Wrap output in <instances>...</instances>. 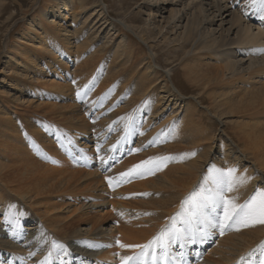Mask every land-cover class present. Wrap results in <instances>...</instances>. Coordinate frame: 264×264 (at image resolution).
Segmentation results:
<instances>
[{
  "label": "bare ground",
  "instance_id": "bare-ground-1",
  "mask_svg": "<svg viewBox=\"0 0 264 264\" xmlns=\"http://www.w3.org/2000/svg\"><path fill=\"white\" fill-rule=\"evenodd\" d=\"M186 1L190 12L179 48L184 76L209 99L203 109L210 119L234 128V136L221 130L220 158L212 160L206 152L213 132L197 117L201 104L194 101L200 100L194 96L185 103L172 69L162 68L152 45L130 29L150 49L136 51L125 36L129 27L123 19L106 17L104 1L81 24L76 21L87 0H43L23 9L25 20L32 9L34 16L19 33L8 64L24 71L27 84L11 86L13 91L0 88L2 257L8 252L38 264H121V256L139 249L121 248L117 241L152 240L181 211V202L206 186L210 168H235L237 176L248 178L226 193L237 203L264 189V12L248 5L243 14L233 0ZM69 23L72 29L62 27ZM98 24L100 31L110 27L119 35L117 48L109 47L111 40L96 46ZM238 53L243 62L235 60ZM85 85L86 97L78 98ZM19 88L36 97L22 96ZM123 96L127 101H119ZM164 102L172 107L163 113ZM82 153L92 159L90 165ZM77 155L82 165L74 161ZM149 157L173 159L154 174L137 170L116 184L121 173ZM113 214L119 220L104 228ZM31 221L35 224L26 229ZM79 221L92 226L82 232ZM177 227H183L179 218ZM207 241L211 245L201 255ZM262 245L264 224L257 223L238 231L226 228L223 235L214 229L204 242L183 249L174 245L173 252L179 257L182 251L189 261L186 253L193 251L195 264H259ZM14 259L7 264H18Z\"/></svg>",
  "mask_w": 264,
  "mask_h": 264
},
{
  "label": "rangeland",
  "instance_id": "rangeland-1",
  "mask_svg": "<svg viewBox=\"0 0 264 264\" xmlns=\"http://www.w3.org/2000/svg\"><path fill=\"white\" fill-rule=\"evenodd\" d=\"M37 1L43 2V0H0V88L3 91L4 90L13 91L16 86L21 85L23 87L24 83L27 84V81L23 80L25 78L23 76L24 71L17 70L16 66L8 64V62L11 58H13V54H15V51L17 50L18 42L20 38L19 33L24 30V27H23L24 24L27 21H29L32 18V16H34L33 9H32L30 15L27 16L28 19L25 20L24 18H22L23 16L22 11L23 9H29L33 7V4H35V2ZM103 1L106 3L105 7H106V10L108 11V12L106 11V17L109 20H113L115 22H118L119 20L123 19L124 24H126L129 27L128 30H126L127 35L125 34V36L128 40H130V43L133 46H136L135 48L136 51L150 52L149 46L152 45L151 51L154 53L156 52V55L158 56L157 59L161 60V61L157 60L158 64H160L162 68L172 69V74H173L172 77L174 76L173 77L174 83L176 84V86L178 85L177 87L182 92L181 94L187 96V98L182 97L185 103L187 104L190 101H194L193 99H191V97H194V96L197 97L198 100H200V101H194L195 103L201 104L197 108V111L199 109L197 117L201 119L203 118L201 120L202 125L206 127L207 131L209 132L211 131L210 133L213 132L212 139H211L212 148H208L206 154H208V156L213 155L210 160H212V158H215V156L216 158H220L219 157L220 155L219 153H217V149H216L218 144L220 143L219 134L221 130L223 129L224 131L228 132L229 135L231 134V136H234V128L232 127L233 125L231 124L221 125L219 122L217 121L215 122V119H213L214 121L210 119L211 116H209V114H207V112L203 109V107H207L209 105L210 103L209 99L203 94L200 88L198 87L196 88L194 85L188 82V80L184 76L183 66H182L183 53L182 51L179 50V48H180V44L183 41L182 31H183V26L185 25L187 21V15H188L186 13L190 12V10H188L185 7L188 1L186 0H87L86 9L84 10L82 14L79 15V21H76V22H78V24H81L83 19L87 17L93 10L98 8L97 7L98 4ZM233 1L235 3L233 5L236 6L235 8L243 14H245L247 10H249L248 5H251V3L249 2L250 0H247L246 3H244L243 0L242 1L233 0ZM240 2L244 4L241 6V8H237ZM5 6H7V9H4ZM256 20H259V18H257ZM254 23L259 24V22L257 21ZM100 25L101 24H98L99 28L97 27L99 34H98V37L96 38V40H98L96 42V46L102 45L103 42L106 40H109V41L111 40L109 47L117 48L119 41H120V38L118 37L119 35L117 36L116 34H113L114 30H112L110 27L107 28L104 26V29L100 31ZM64 26L66 29H72V25H70V23L62 25V27ZM107 29H108V32H107ZM130 29L135 30L139 34L142 33V35L140 36L144 37L148 45L149 44L150 45L147 46L143 44L142 41L136 38V36L133 34V32ZM26 41L31 42L30 39H26ZM109 47L107 49H109ZM240 59L243 62L242 56L239 55L238 53L235 60H240ZM209 61L211 63H214V62L219 63L215 59L213 60L209 59ZM72 69H73V66L70 64V70ZM160 70L162 71V69ZM96 72L99 73L98 70ZM178 73L181 75V77L179 76ZM15 76L19 77L17 82L15 81ZM179 77L181 80L179 79ZM98 78L100 79L102 77L98 76ZM11 86L14 87V89H11ZM94 87H97V85L95 84L93 88ZM23 91H24V88L23 90L21 89L19 93H22ZM0 96L2 97L1 91H0ZM22 96H25L27 98L36 97V96L28 97L27 93H22ZM84 97H86V95L83 96V98ZM119 101H127V99H125V97L123 96V98ZM164 103L165 104L162 105L163 110H164L163 113L167 109L172 107L171 104H168L166 102ZM113 110H116V109H113ZM181 110H182L181 112H183L184 109L181 107ZM162 114L156 119L157 123L163 119ZM90 123L93 126L94 121H91ZM135 142H136L135 140L131 141L130 145L132 144L134 145ZM82 154H84L88 158L89 165H90V162L92 161V159H90L88 154H85V153H82ZM76 157H79V161L75 160ZM74 161L76 163H80L81 165L83 164L79 155L74 157ZM114 215L116 214L112 215L113 218L110 219V221L109 219L105 221L104 228L106 229L109 228V225L115 223L116 220H119L118 216L117 215L114 216ZM0 218L2 219L1 216ZM90 223H87V222L81 223V221H79L77 222V225L80 226L83 232L86 229L88 231L91 228L92 222ZM34 224H35L34 221H31L28 223L26 222L25 227L26 229H29V227H31ZM26 229H24V235H26L25 234ZM51 241H55V238L52 239ZM205 244H206L205 248L203 246L202 248L204 249L203 251L200 252L201 255H203L208 245L209 246L211 245L208 241L205 242ZM17 251L18 250H14L13 253H16ZM7 253H5L6 255L4 257H2L3 252L0 253V264H7V262L14 259L12 256L13 254L11 255V253H8V254ZM193 253H194L193 251H190L186 254L190 255L191 258H195L192 255ZM14 260L17 261L18 264H38L35 259H32L31 261L29 260L27 261V259H21V261H18L16 259ZM43 264H45V262ZM71 264H74V263H71Z\"/></svg>",
  "mask_w": 264,
  "mask_h": 264
},
{
  "label": "snow or ice",
  "instance_id": "snow-or-ice-1",
  "mask_svg": "<svg viewBox=\"0 0 264 264\" xmlns=\"http://www.w3.org/2000/svg\"><path fill=\"white\" fill-rule=\"evenodd\" d=\"M253 7L259 5L260 11L264 12V0H250ZM264 20V15L260 17ZM89 86L77 92L78 98L87 95ZM34 147L39 150L38 145ZM116 146H113L115 150ZM140 149H137L139 151ZM194 155V153H193ZM172 157H149L134 165L127 173H121L115 178L118 185L123 182L121 177H128L133 173L144 175L154 174ZM104 161V158L101 157ZM55 162V161H53ZM235 168L216 169L210 168L205 177L206 186L202 190L200 186L194 189L182 202L181 211L170 218L171 223L166 225L160 233L152 240L143 245H126L117 241L121 248L139 249L132 255L121 256V264H181L184 253H179V258L173 252V246L178 245L181 249L188 244L204 242L212 233V230L219 229L223 235L226 228L232 227L240 230L241 227H250L255 224H264V189H257L246 201L237 203L236 197L228 198L227 192H232L237 185L246 184L248 178L237 176ZM109 186H113V179L109 178ZM183 227H177V220ZM92 247L94 245L89 244ZM63 248V245H59ZM264 247V245H262ZM65 254L66 249H64ZM241 261L245 257L240 258ZM259 264H264V254L259 258Z\"/></svg>",
  "mask_w": 264,
  "mask_h": 264
}]
</instances>
